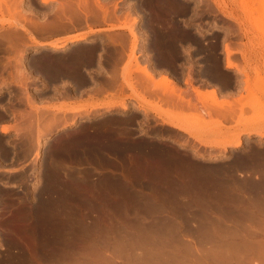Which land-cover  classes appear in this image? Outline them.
Here are the masks:
<instances>
[{"label":"flooded vegetation","instance_id":"obj_1","mask_svg":"<svg viewBox=\"0 0 264 264\" xmlns=\"http://www.w3.org/2000/svg\"><path fill=\"white\" fill-rule=\"evenodd\" d=\"M89 1L92 4L95 3L94 0H88V2ZM98 1L103 2V6H107L106 8L109 7V10H112L115 6L123 9L117 10L116 7L114 8L118 11L117 13H122L123 16H125V13L127 12V18H125L127 21L128 18H134V32H93L88 35L86 40L80 41V44L78 45L85 48L86 51L80 59V66L74 80L71 81L73 83L71 86L67 83L68 80L66 75H51L48 70L46 71V69L41 65L38 64V66H36L37 64H30L29 69L32 72V76H44L46 79H44L40 86H37L38 89L35 90V93L41 95V97L37 96V98L42 102L46 100H57L54 98H62L68 94L77 99H84L88 95L100 97L108 92L121 93L124 98V103L121 102L119 106L110 107V109L106 107L90 113L89 118L85 119L90 121V127L85 128V125H82L79 129L81 141H85L86 139V142L91 141L90 148L93 151V155L91 157L92 163L90 165H75L77 168H86L83 171L87 174H91L83 178H80L79 174L77 176V180L82 181L84 179V181L89 183L128 184V193L136 196L138 195L139 199H142V201L154 198L153 202L157 205L155 206L159 208L162 202L159 197H157L156 192L153 197L151 196L150 184L160 177L140 176L139 173L142 168L144 171L146 170V157L148 158V156H150L155 160L157 158H163V149H167L166 147L168 146L176 145L179 141L181 142L182 140H177V137H184L187 132L182 129L180 130L167 122L161 121L160 115L152 110H149L144 104L135 98L133 94H140L145 98H149L150 100L157 102L161 106L165 102L176 105L178 103H190L194 106L196 102L195 94L197 90L213 91L218 98L230 99L238 93L242 86V77L237 75L240 71L237 69L234 70L233 67H228L227 65L230 50L234 57L239 59L241 58L239 50L237 49V44L240 42V33L235 30L236 26L234 25V21L229 19L222 12H216L205 5L202 7H195L192 4L195 0H189L190 3L186 0H176L179 4L173 5L174 14L172 18L173 27L171 32L164 30L160 22L163 19L150 21L148 18L146 19V17L143 16L144 12H146L145 7L148 5V0H142L144 4L141 0ZM90 3L89 5L91 6ZM94 5L93 7H95ZM132 9L136 11H133ZM137 12L139 15H137ZM131 15H133V17ZM134 15L136 16L134 17ZM101 16L82 17V15H80V17L78 16L79 18L77 17L76 19V24L78 26H84L88 25L90 22H105L104 19L106 18ZM197 23L203 24V32L195 31L197 28L194 24ZM133 38L138 40L134 52L138 59V67H133L130 73V78L125 80L121 76L122 61L124 59V55L127 54L129 49V41L130 39L132 41ZM164 40H171V42H165ZM164 45H169L170 47L164 48ZM230 61L234 62L231 59ZM31 66L34 67L32 68ZM145 71L150 72L153 78L166 76L169 79L167 84L170 89L163 90L162 88H166L167 84L164 87L160 81L159 83L162 88L160 86L153 85L152 82L147 79L148 76ZM53 76H55V78ZM40 101H34V103H39ZM5 102H8L7 98L0 102V113L7 119L14 120L17 115L16 112L20 110L23 111V107L18 106L17 99L10 101L8 104H5ZM122 104L125 105L123 109H121ZM13 110H15V112ZM0 149H3L1 144ZM0 152L1 162L4 158L6 159L4 160L5 163L19 161L16 159L18 154L15 153L12 146H8L5 151L3 150L5 154L1 150ZM75 152H77L76 157L81 160L82 151ZM243 152L238 155L243 154ZM189 153L191 155L192 152L189 150ZM45 157L46 155L41 153L37 155L36 165L38 164L39 167L42 164V166H40L41 169L43 165L46 164L44 160ZM182 157H186V155L181 153L177 157L167 156L164 163H167L172 167L179 168L201 164L193 161H180L179 159H182ZM129 158H132V160ZM150 163L151 166H149V171L154 172L152 167L155 166H153L152 163L156 164V162L152 161ZM234 163V161H230L229 164L233 165ZM123 172L130 175L123 176ZM39 173L42 174V170H40ZM39 177V182L35 180L34 175L33 177L28 178L29 181H27V183L29 186L27 188H24V186L21 185L15 186L13 191L14 193L11 195L0 193V205L4 199H15V201H19V196L24 194L26 190H30L33 183L37 182L42 184V182H44V177ZM218 177L219 176H215L214 178L225 181L243 179L238 176H226L224 178ZM169 178L177 179V177L174 176ZM1 181L0 190L2 187H5L2 185ZM19 181L17 180L16 183H20ZM258 184L259 183L257 182L255 186L256 192L258 193V190L264 191V187H260ZM133 190H135V192ZM259 194L262 195L261 193ZM259 194L257 195L259 196ZM71 196H73L77 201L76 209L80 208L81 212L84 214L96 216L101 213H112V209L109 210L107 208H101V200L98 197L99 192H77ZM147 197L148 199H146ZM180 200L183 201L186 200V198H181ZM143 205L144 204H142L143 208L140 207V210L138 207V213H140L139 215H141L144 210L145 213L148 211ZM182 206L184 207L182 208ZM178 208L180 210H178ZM154 210H156L157 213L165 210L161 213V215L159 213V215L157 213L154 214H157L156 216H158L159 219L161 218L160 220L165 221L169 219L173 224L175 223L174 227L176 225L175 228L179 231L181 230V238L191 241L188 246H197L192 236L194 228L197 227L196 225L198 224L195 221L196 217H194L193 207L186 209V206L183 204L178 206L177 204H167L163 207V209L160 207V211H157L158 209ZM187 210L189 211L188 213L186 212ZM175 211L178 212L176 213ZM239 211L240 210L237 209L222 208V219L225 222L224 227L227 230L233 231L236 227L235 231H240V233H242L239 229L242 226L238 224L241 226L238 227V230V225L235 226L239 221L237 217L242 215L241 211ZM184 212L185 214L187 213V216ZM255 212L256 213L253 212L254 215L259 214L256 210ZM173 213L176 214V217H173ZM179 213L184 216L182 218L184 220L180 218L184 224L181 223V220L178 218V215H180ZM227 217L228 220L226 219ZM1 218L2 215L0 207V224ZM148 219L149 218H147V220ZM86 220L85 222L87 223L94 222L93 220L90 222V219L88 218H86ZM178 220H180L179 224L176 223ZM189 221L191 224H189ZM177 225L180 227L178 228ZM249 231L252 236L257 239L264 238V225H249L248 232ZM201 246L199 245L198 247L204 250L203 248H208L209 245L205 244ZM202 254L204 255V251H202ZM203 255L201 257H203L204 260L203 258L200 259L203 262H199V264H219L210 257ZM188 259H191V261L189 260L190 262L193 261L192 256Z\"/></svg>","mask_w":264,"mask_h":264},{"label":"rangeland","instance_id":"obj_2","mask_svg":"<svg viewBox=\"0 0 264 264\" xmlns=\"http://www.w3.org/2000/svg\"><path fill=\"white\" fill-rule=\"evenodd\" d=\"M49 1H51V0L46 1L47 3L41 2L40 0H20V5H21L20 8H21L22 12H25L23 14L25 15L26 18L25 19L22 18L23 19L22 20L20 17L21 20L20 19H18V20L20 21L19 23H21L25 26L26 30L21 29V27H19L18 22L16 23L13 20L14 21V23H13V21H12L13 18L11 16V13H12L11 10H9V12H7V11H4L2 13L0 12V41H1L0 42V76L4 77V80H5V82L0 81V84H2V85H0V102L4 101L7 98L8 102H5V104H8L10 101L17 99L18 100V106H20V107L22 106L23 111H25L26 113L27 112L29 113V111H30V113H29L30 116H31V114L33 116H36V114L40 115L42 117L41 122H43L44 118H47L49 116L50 117L54 116L55 114L57 116L64 114L65 115V117L63 115L64 118H66V115L68 118L71 117L73 112L75 115V121L77 123L75 122V123L66 124L64 126H61L58 129L52 130L50 132V135L40 137V140L42 143L39 144L38 154L41 153L44 155L47 154V152H48L47 150H48L49 144L52 145L57 136H63V135L66 136L67 134L69 135L73 132V129L78 131L82 127V125H85V128L90 127L89 126L90 121L85 120V119L89 118L90 113L97 111L98 109H103L106 107L110 108V107H114V106H119V104L121 102L124 103L123 95L121 93H117V92H108L105 95H101L100 97L88 95L84 99H77V98L73 97L72 95H66L65 97H62V98H59V97L54 98L57 100H46V101L42 102V101H40V99L37 98V96L41 97V95L35 93V90L38 89L37 86H40V84L43 83V81L45 79L44 76L34 77L31 75L32 72L29 70V72H27V77H28V78H26L27 81H25L26 89H24L23 85L13 81L11 79L10 75L11 74L14 75L16 73V70L21 68V67L23 68L24 65H26V67L29 68L31 61H29L28 59H29L30 54H32V53H37V54L41 55L40 52L45 51L46 53H48L50 55L52 54L55 56H56V53H58V54H62L63 52L69 53L73 49L78 48L79 42L82 41L83 39L86 40L88 35H90L93 32H123V31H127L128 29L117 26V25H122L124 22L132 23V25H133L132 28H133V30H135L134 29V22H133L134 20L131 18H128V21H127L126 19H122V18H119L120 20H118V19H114V18H111V19L108 18L107 19L105 17L106 18V19H104L105 22H102V21L90 22V23H88V25H84V26H78L76 24V20L75 21L73 20V21H71V23L74 25L73 26L71 24L73 26V28L70 25L68 27H65L64 30L62 31L63 26H59L61 30H59L58 27H57L58 30L55 28V34H54V30L50 29L52 31V33H51V31L49 30V27H45V24H46L45 21L48 22V20L53 19L54 14L57 12V5L53 0H52V2H49ZM186 1H189V0H186ZM117 3H119V2H117ZM188 3H190V1ZM192 4L195 7H202L204 5L208 6L216 12H222L225 16H227L229 19L234 21V25L236 26L235 30L240 33V42L237 44V49L239 50L241 58L239 59V58L234 57L231 53V50H230L229 59L233 60L242 69V71H240L237 74V75H240L242 77V86L239 89L238 93L236 95L232 96L230 99H226V98H218L215 95V93L213 92V94H214L213 99L208 96V97L201 99L202 101H204V102H201V100H200L201 95L198 94L199 90H197L196 94H195L196 107L192 106L190 103L189 104L178 103L176 105V104H170V103H166V102L161 106L157 102H154V101L150 100L149 98H145L144 96H142L140 94L135 93V94H133V96L135 98H137L142 104H144L149 110H152L153 112L160 115V117H161L160 120L164 121V122L166 121L165 119L168 117V114L178 115V117H182V120H185L186 118L187 119L191 118L194 121L197 119L196 118V116H197L199 120L197 119L198 122L197 121L195 122L196 125L193 124V126H195V127H192L191 131H193V132L194 131L204 132L206 134L205 137L208 139L220 138L221 137L220 135H222V134L232 135V134L238 133V136L240 137L242 143L240 145H237V146H232L230 144H226L224 150L223 149L221 150L219 145H214V144L200 145L201 144L200 142H198L197 140L188 136V134L186 133L184 137L183 136L177 137V140H182L181 142L179 141L176 145L168 146V147H166L167 149H163V151H162L164 153L165 157H167V156L177 157L179 154H181V153L184 154L187 152L188 153L187 155L189 156L190 161H193L195 163H201L204 165H213L215 162H219L222 160H223V162H225L224 160L230 161L234 155L240 154L241 152H243L245 150V148L248 147L247 143L256 144V142H257V144L264 147V136H259L255 133H249V134L245 133L243 131L242 122L239 123L244 118L245 119H247L249 117L253 118V116H255V118L261 120V122L264 124V87H262L264 85L262 84L263 82L258 81L259 78L263 79V81H264V20L258 21L256 19H254V17H257L258 15H260V13L262 11L261 8L263 7V1L262 0H260V1L259 0H195V2ZM116 9L119 10L121 8L116 7ZM121 10H123V9H121ZM72 16H73L72 18L75 17L77 19V17L79 15H72ZM88 16H92V15L90 14ZM131 16H133V15H131ZM29 19L31 21H33V20L35 21L37 19L38 20L37 24L43 23L44 26L41 27L42 29L39 28L41 25L39 27L37 26L38 29H36V26L29 24V22H30ZM123 20H126V21H123ZM73 22H75V23H73ZM169 22H171V23H169ZM161 25L163 26L164 30H166L167 32H170L172 30V27H173L172 18H169L167 16L164 17V19L161 21ZM169 25H170V27H169ZM194 25L197 28V30H195V31L203 32V29H202L203 24L202 23H197ZM33 27H35V28H33ZM66 28H68V30ZM6 31H8L9 36L13 35V33H12V31H13L15 33V35H17V38H15L16 40L19 39L18 35L19 36L22 35V36H20V39H21V42L24 43V44L21 43V46L24 47V50H23L24 53H22V57H21L20 62H14L12 58L9 59V60H11V61H8L9 63L6 62L7 61V59H5V58H7L6 56L9 57L10 54H11L10 56L14 55V51H12V48L11 49L8 48L9 45H8V43H6L7 42L6 38L1 37L3 34H6ZM25 31L30 32L31 38H33V40L35 39V40L40 41V42L51 40V39L59 40V39H62L64 37H67L69 35H78V34L84 35L85 38L83 37L80 40L72 41V42L68 41V43L66 45L59 47V48H52V47L50 48L48 45L43 46V44L40 45V44L33 43L32 39L30 37H28V34ZM10 33H12V34H10ZM13 37H16V36H12L11 38L13 39ZM3 39H5V40H3ZM164 41L165 42H171V40H164ZM18 42H19V40H18ZM135 42H136V44H134V48H132L133 49L132 53L135 56V59L134 58L131 59V56H130V54H131V43H132L131 39H130L129 49L127 51V54L124 55V59L122 61L121 76L125 80H128L130 78V73L132 71V68L138 67V64H135V63H138V59L134 53L135 48H136L137 43H138V40L136 38H135ZM169 47H170L169 45H164V48H169ZM122 58H123V56H122ZM11 64L14 66L12 67ZM15 67H17V68H15ZM141 68H143V67H141ZM124 69H126V70H124ZM234 70H236V68H234ZM8 72H10V74ZM160 79L161 78L158 77V78H152V80L151 79H148V80H150L153 85L160 86L162 88V86L159 83ZM245 79H247V80H245ZM162 89L168 90V89H170V87L167 84V87L162 88ZM24 90H26V92L28 93L31 101L33 100V102L34 101H40V102L39 103H33L34 105L31 104L32 105V108H31V105H29L30 103H28L29 101L26 98V93ZM199 92H200V94L203 93V95H207V93L209 95L211 93L210 91H199ZM138 97H140V98H138ZM206 98H207V100H204ZM210 98L213 100L212 102L210 101ZM207 103H208V105H207ZM34 106L36 107L35 109H33ZM60 106L65 108V109H61ZM57 108H60V109L58 110ZM69 108H74L75 110L76 109L77 110L75 111L73 109L74 110L73 111L70 109V111H69ZM36 109H37V111H35ZM39 111L40 112L43 111L41 113L42 115L40 114ZM56 111H57V113H56ZM217 111H219L221 113H218ZM167 112H168V114H167ZM28 113H27V115H29ZM216 113H218L219 115ZM166 114H167V116H166ZM43 115H44V117H43ZM46 115H48V116L45 117ZM17 116L18 115L15 116L16 117V118H14L15 120L7 119L4 115H2L0 113V129H1L2 125L10 126V128H11L10 130L5 131L3 133L0 131V142H2L3 145H5V146L2 145V147L4 148L3 150H6L8 148V146H12L15 153L18 154L16 159L19 160V161H11L10 163H5L4 160H6V159L4 158L2 160V162H0V181L3 180L4 182H6V184L10 181L9 182L10 185H11L12 180H13V182L16 180L19 181V179L21 178L20 180L22 181V182L20 181V183L14 182L15 185L13 187H11L9 185H6L7 188H6V186L2 187L0 190V193L7 194V195L13 194L15 186H17V185H21V186H24V188H27L29 186V184L27 183V181H29L28 178L33 177V174H32L33 170H34V168H36L38 166V164L36 165L37 156L35 157V155H34L35 154V148H36V144H35L36 142L34 140V139H36L35 131H34V129L32 130L34 133V134H32V135H34L33 137L31 135V132H32L31 130H30V135H26L28 137H25L24 134L22 135V133L17 134L14 131V129H12V126L14 125L15 121H18V119H19L18 118L19 116L18 117ZM33 116H31V119L33 118ZM25 117H26V115H25ZM193 118H196V119H193ZM194 121H192V122L194 123ZM81 122H83V123H81ZM31 126L34 128L33 124ZM197 129L198 130L200 129L201 131L200 130L198 131ZM212 132H214V133H212ZM213 134L214 135L216 134L218 136L215 137L216 135L214 136ZM28 138H29V140H28ZM6 141H8V142H6ZM20 142H23L24 144L20 143ZM25 142L28 146L25 145ZM182 142H184V143H182ZM180 143H182V145ZM29 144H31V145H29ZM90 144L91 143L88 142V143H84L81 146H79V148L81 147V149L84 147L83 148L84 150H81L82 151L81 152V155H82L81 160L76 157L77 152H75L76 150H73L72 146H68V147L64 148L63 150H61L62 152L61 151H56V152L54 151L52 153L51 158H52V161L54 163H56V165H59L58 170H60V171H57V172L60 174V176L57 172H56V174H57L58 178L60 180H62V182L64 181V183L66 185L68 184L67 187L72 188L73 191H75V193H77V192L92 193V192H103V191L112 192L113 189L110 186H109V189L104 188L105 184L107 185V183H89L86 181L77 180V178H78L77 176L79 174L81 177L82 176L87 177V176L91 175V174H87L83 171L86 168L75 167V165H77V164H79V165L80 164L90 165L92 163L91 157L93 155V151L90 148ZM184 144H186V145H184ZM19 145H20V147H19ZM25 147H26V149H25ZM40 147L42 148V151H41ZM193 147H196L198 152L203 153V155H205V156H203L202 159H198L197 157L199 155L196 153L195 154L196 156L194 155L195 157H192L189 153V150H191V148L193 149ZM68 148H70V149H68ZM211 152H213V154H210ZM216 152H218V153H216ZM206 153H208V154H206ZM206 156L208 158H206ZM212 158L214 159L213 161H212ZM129 159L132 160V158H129ZM261 159L264 160V157H261ZM56 161H58V163ZM150 164H151L150 162L149 163L146 162V168H145L146 171H144L142 168V170L139 173L140 176H146V177H150V176L158 177L159 175H160L159 177H171V176L177 177L178 176L177 178H179V179L189 176V172L186 169L179 168V167H172L171 165H169L167 163L161 164V166H160V164L157 162H156V164H152V165H155V167H152V169H154V172L151 173V172H149V170H150L149 166H151ZM63 165L65 166L64 168H63ZM60 166H62V167H60ZM258 167L261 170L255 169L254 171H252V173L253 174L255 173L256 175H258L257 172H255V171L259 170V172H260V175H258V177H259L262 174L261 173L262 170H264V163H262V165H259ZM155 168H157V169L155 170ZM235 170H236V172H235ZM238 170L239 171L241 170L244 174H246V170L243 167L242 168L238 167L235 169L232 168V169H230V171L229 170L226 171L225 174L227 176H236L237 177L238 176L237 175ZM146 174H148V175H146ZM122 175L128 176L130 174L123 172ZM17 177H19V178L17 179ZM238 177H241V176H238ZM260 178L261 177H259L258 179L257 178L253 179L254 180V181H252L253 183H250L248 181V179L243 178L242 180L245 179L244 181H248L251 185H249V183H245V184L243 183V185H242L243 187H241L242 190H241V188L237 189L236 194L233 198H226V199L222 200V207L223 208H227V209H230V208L237 209L238 208L237 210H240L241 213L243 212L242 215L243 216L245 215L244 218L242 215L240 217H237L239 219V221H242L241 223H243L245 221L248 222L249 219L246 216V214H248L250 211L253 213V210H249L250 208H248L249 206H248L247 200L249 198H251L250 196H252L254 198V194L257 193L256 189H255V186H256L255 182H258L259 185H261V186L264 185V179L261 178V180H260ZM35 180H36V178H35ZM3 181H1V183H3ZM36 185L39 187V183H36ZM75 185L77 187H75ZM150 185H153V182ZM246 185H248V187H250L251 189L248 188ZM139 186H141V185H139ZM76 189H77V191H76ZM113 191L123 192V190H121L117 187H115V189ZM154 193H155V189L150 188V194L152 197L154 196ZM259 193H264V191L261 190L257 194H259ZM27 194L28 193L25 194V192H24V194L20 195L19 200L22 199L20 201H15V199H4L0 205L1 215H2L1 224H0V226H1L0 237H1V241L4 243V246H5L6 238L12 237V235L10 234L12 228H15V226L18 227L19 225H23L22 223L25 224L26 219L24 220L23 214H25L26 212H29L31 210V208L30 209L28 208V207H30L28 205H30L31 202L28 200L29 194L28 195ZM35 194L37 195L36 192H35ZM249 194H252V195H249ZM257 194L255 195V198L256 197L257 198L258 197H264V194H263V196L262 195L258 196ZM244 195L246 196V198ZM239 196H240V200H239ZM70 198H67V200H66L67 205L69 204V206H66L67 208H65L62 204H60L59 201L55 200L54 203L50 206V209L53 210V211L50 210V213L55 215V216L60 217L61 212L64 211V208H65L67 211L66 214H68V212L71 211L67 216H69L70 218L73 217L74 220L76 217L80 218V220L83 219L82 222L84 223L85 227L96 226V228H97V226H98V228H102V229L106 228V229L110 230V228H107L110 226L111 229L114 230L115 226H117V224H118L117 220L120 219L119 223L122 222V224L128 225L129 222L131 223L129 216L131 214H134L135 211H137L136 208H133V206L130 207L128 205V206L123 207L127 211H124V209H122L119 211L115 210L114 212L109 213L108 215L101 213V214L96 215V216H90L88 214L82 213L80 208L76 209L77 201L74 199L73 196H70ZM236 198H238V199H236ZM241 198H243V201L241 200ZM68 199H69V203H68ZM37 200H38V198L35 197L34 198V204H36V203L38 204ZM240 201H242V202H240ZM243 202H245V203H243ZM23 204H25L26 207H25V205H24V207H22ZM229 204H232V207ZM239 205L244 206V209L242 210L243 207L241 208V206H239ZM163 206H166V205H163ZM245 206L246 207L248 206V207L246 208ZM57 207H58L59 211L56 210ZM60 207H62L63 209ZM134 209H135V211L133 212ZM38 210L34 211V208H33L35 215L39 214ZM178 210H180V209L178 208ZM19 212H21L22 214ZM72 212L74 213V215ZM124 212L127 214L125 215ZM34 213L33 212L31 213L30 218L32 220L30 221L29 224L30 225L32 224V226H35V228H37L38 226H39L38 228H40V226L42 225V222H40V220L35 221L34 215H33ZM113 213L115 214L114 217L112 215ZM116 213H119V214H116ZM122 213L124 214V216ZM148 216L149 215H147V217ZM150 216H149V218H151ZM10 217H12V218H10ZM154 217L155 216H152V218H154ZM183 217L184 216H182V215L181 216L178 215L179 219L183 218ZM262 217H264V216H262ZM13 218H15V219H13ZM17 218H19V219H17ZM86 218H88L90 220L94 219L93 221L94 222L96 221V222L90 223L91 226H89V225L86 226V223H85ZM125 218H127V219L125 220ZM157 218H158V216H157ZM220 218L222 220V216H220ZM226 219L228 220V217ZM126 221H128L127 224H125ZM222 221H224V220H222ZM204 222L209 223V222H207V220H205ZM10 223L12 225H10ZM16 223H17V225H16ZM222 223L224 224L225 222H222ZM251 223L253 225H255V224L264 225V218H261V222L259 220V222L255 223V221L253 220L252 222L247 224V226L243 225L244 227L243 226L241 227L242 229L244 228V230H241L242 233H240V231H237L241 234L239 239H240V242L242 243V245L253 242V240L254 241L255 240L260 241V239H257L254 236L252 237L250 232H248L247 227H248V225H252ZM259 223H261V224H259ZM112 226H113V228H112ZM10 228H11V230L9 232ZM117 229H118V227H117ZM3 236H4V241L2 239ZM76 239H78V237ZM262 239H261V241H264V238H262ZM248 241H250V242H248ZM80 244H81V242H80ZM262 244H264V243H262ZM257 245H254V246H257ZM247 246L252 247L251 245L250 246L247 245ZM195 247H197V246H195ZM223 247L222 248L216 247V248H214V250L212 247H210L211 251H210V248L208 247L209 251L207 250V252H213V251L217 252L220 249L225 250L224 248H226L227 246L224 248ZM239 247H240V245H239ZM4 248L5 247H2V248L0 247V256L2 254H4L5 249H6V248L5 249ZM218 248H220V249H218ZM197 249H198V247H197ZM199 249H201V248H199ZM203 249H204V255L206 256L207 254H210L207 256L210 257L211 259H213L212 257L214 255V253L211 255V253H206L207 248H203ZM223 250H222V252L221 251L220 252L224 253ZM245 251H248V250H245ZM248 252H250L249 254L253 255V253H251V251H248ZM248 252L243 253V256L245 258L251 257V255L246 254ZM193 253H195V255H196L195 251ZM238 253L240 254L241 252H238ZM195 255L193 254L194 257H195ZM201 255H202V253H201ZM236 255H237V253L235 255H233V254L230 255V257L232 258V256H233L235 258ZM224 257H220V255L217 257L214 255L215 259H213V260L216 261L218 259V260H220L219 264H226L225 263L226 260ZM256 257H257L256 254H254L251 257V259L257 260ZM239 259H238V257H236V260H239ZM232 260H235V259L232 258ZM217 262H219V261H217Z\"/></svg>","mask_w":264,"mask_h":264},{"label":"bare ground","instance_id":"obj_3","mask_svg":"<svg viewBox=\"0 0 264 264\" xmlns=\"http://www.w3.org/2000/svg\"><path fill=\"white\" fill-rule=\"evenodd\" d=\"M41 2H46L48 0H40ZM56 5H57V12L54 14V17L52 20H48V22H46L45 20V27H49V30L50 29H53L54 30V34H55V28L57 29V27L60 29L59 26H63L62 28V31L64 30L65 27H68L70 26L72 23L71 21H75L76 18H72L73 16L72 15H82V17H87L88 15H92V17H108L109 19L111 18H114V19H118L120 20L119 18H127L126 16V13H125V16L119 13H117L118 11L116 9H112V10H109V7L106 8L103 6V2H99L98 0H94L96 5L90 3V1L88 2V0H53ZM93 1V2H94ZM142 1V0H141ZM144 1H147V0H144ZM260 1V0H259ZM263 1V7L261 8L262 11L260 13V15H258L257 17H254V19L258 20V21H261V20H264V0ZM49 2H52L49 1ZM92 2V1H91ZM140 2V1H139ZM47 3V2H46ZM89 3L91 4V6L89 5ZM103 3V4H102ZM143 3V1H142ZM148 5L147 7H145V10L146 12H144L143 16L146 17V19L148 18L150 21H157V20H161V19H164V17H169V18H173V14H174V7L173 5L175 4H179L178 2H176V0H148L147 1ZM144 4V3H143ZM146 4V3H145ZM248 4V3H247ZM93 5L95 7H93ZM20 0H0V12H4V11H7L9 12V10H11V16H12V21L14 20L16 23L20 22L18 19H21L22 18H26L25 15L23 13L25 12H22L21 8H20ZM249 8V7H248ZM111 9V8H110ZM133 10V9H132ZM133 11H136V10H133ZM144 11V10H143ZM135 13V12H134ZM142 13V11H141ZM140 13V15H141ZM129 15H130V11H129ZM137 15H139V13L137 12ZM136 15H134L135 17ZM78 17V18H79ZM133 17V16H132ZM107 18V19H108ZM20 19V20H21ZM134 19V18H133ZM166 19V18H165ZM23 20V19H22ZM135 20V19H134ZM13 21V23H14ZM29 24L33 25V26H36V29L37 26L39 27L40 25V29H42L41 27L44 26L43 23H39L37 24V19L34 21H31L29 19ZM117 21V20H116ZM123 21H126V20H123ZM42 22V21H41ZM161 22V21H160ZM75 23V22H73ZM121 23V22H120ZM171 23V22H169ZM263 23V22H262ZM11 25V24H10ZM73 25V24H72ZM71 25V26H72ZM74 26V25H73ZM72 26V28H73ZM114 26V25H113ZM118 27H122V28H126L128 29L127 31L133 33L134 30H133V25L132 23H127V22H124L122 25H117ZM19 27H21V29L23 30H26L25 26L21 23H19ZM168 27V26H167ZM170 27V25H169ZM168 27V28H169ZM35 28V27H33ZM71 28V27H70ZM20 29V30H21ZM32 29V28H31ZM39 29V30H40ZM48 29V28H47ZM68 30V28H66ZM262 29V28H261ZM12 30V29H11ZM19 30V29H18ZM58 30V29H57ZM56 30V31H57ZM9 31V30H8ZM8 31H6V34H3L1 37H4L6 38L8 45L9 47L8 48H12V51H14V55L13 56H6L7 58V61H11L9 60L10 58L13 59L14 62H20L21 61V57H22V53L23 50H24V47L21 46V39H20V36L22 35H18V38L19 39H15L17 38V35H15V33L12 31L13 35H10L9 36V33ZM37 31V30H36ZM41 31V30H40ZM51 31V30H50ZM66 31V30H65ZM155 31V30H154ZM166 31V30H165ZM172 31V30H171ZM170 31V32H171ZM20 32V31H19ZM27 34H28V37L31 38V35H30V32L28 31H25ZM48 32V31H47ZM261 32V31H260ZM10 33V34H12ZM52 33V31H51ZM17 34V33H16ZM12 36H16V37H13V39L11 38ZM85 38L84 35L82 34H78V35H69L67 37H64L62 39H51V40H47V41H37V40H33V43H36V44H43L44 45H48L50 48H59V47H62L64 45H66L68 43V41H77V40H80L82 38ZM2 40V39H1ZM5 40V39H3ZM19 40V42H18ZM84 40V39H83ZM23 41V40H22ZM1 42V41H0ZM131 59L134 58L135 59V56L133 55L132 51L134 48V44H136L135 42V38H133V40L131 41ZM24 44V43H22ZM80 44V43H79ZM7 45V44H6ZM5 45V46H6ZM27 46V45H26ZM66 47V46H65ZM7 49V48H6ZM62 49V48H61ZM85 48H82L79 47L78 48H75L73 49L72 51H70L69 53H62V54H58L56 53V56L55 55H50L48 53H46L45 51H42L40 52L41 55L37 54V53H32L30 54L29 56V61H31V64H37L36 66L41 65L43 68L46 69V71L48 70V72L51 74V75H54V74H64L66 75V78L68 80V85H73V83L71 82L72 80H74L76 74H77V71H78V68L80 66V59L81 57L85 54ZM59 52V51H58ZM52 53V52H51ZM55 54V53H54ZM58 54V55H57ZM28 62V61H27ZM26 62V63H27ZM9 63V62H8ZM22 63V62H21ZM15 64V63H14ZM24 64V63H23ZM22 64V65H23ZM129 64V63H128ZM135 64H138V63H135ZM12 65V64H11ZM16 65V64H15ZM28 65V64H27ZM127 65V64H126ZM227 65L228 67H233V68H236L238 71H242V69L236 65L234 62H231L230 59H227ZM14 65H12L13 67ZM5 67V66H4ZM30 67V65H29ZM32 67V66H31ZM34 67V66H33ZM32 67V68H33ZM17 68V67H15ZM14 68V69H15ZM37 69V68H36ZM29 68L26 67V65H24V67L22 68H19L16 70V73L13 75L11 74V79L19 84H22L23 85V88L26 89V85H25V81L27 77V72H29ZM44 70V69H43ZM244 70V69H243ZM39 72V71H38ZM10 74V72H8ZM44 73V71H43ZM42 73V74H43ZM145 73L147 74L148 76V79H151L152 80V76H151V73L150 72H147L145 71ZM38 74V73H37ZM40 74V73H39ZM3 75V74H2ZM55 78V76H53ZM7 78V77H6ZM59 78V77H58ZM0 81L1 82H5L4 80V77L0 76ZM51 79V78H50ZM46 80V79H45ZM55 80V79H53ZM247 80V79H245ZM260 82H263L262 84L264 85V81L263 79L259 78ZM160 82L162 84V86H166V84L169 82V79L166 77V76H163L161 77L160 79ZM45 84V83H44ZM260 84V83H259ZM2 85V84H0ZM264 87V86H262ZM261 87V88H262ZM25 93H26V98L28 103H30L29 105L33 104V100L31 101V99L29 98V95L28 93L26 92V90H24ZM23 91V92H24ZM199 95H201L200 97V100L205 98V97H211L212 99L214 98V94H213V91L208 95H203L200 94V92H198ZM69 95V94H68ZM34 98V97H33ZM198 98V97H197ZM210 98V101L212 102L213 100ZM209 99V98H208ZM204 100H207L204 99ZM18 101V100H17ZM201 102H204L201 100ZM199 103V102H198ZM214 103V102H213ZM34 105V104H33ZM109 105V104H108ZM202 105V104H201ZM208 105V103H207ZM54 106V105H53ZM52 107V106H51ZM55 107V106H54ZM115 107V106H114ZM125 107L124 104L121 105V109H123ZM194 107H196V104L194 105ZM199 107V106H198ZM31 108H32V105H31ZM36 107L34 106L33 109H35ZM61 109H65L63 107L60 106ZM60 108H57L58 110ZM68 108V107H67ZM73 110L74 108H69V111ZM110 109V108H109ZM218 109V108H217ZM17 110H20V109H17ZM45 110V109H44ZM75 110V109H74ZM73 110V111H74ZM77 110V109H76ZM75 110V111H76ZM219 110V109H218ZM15 112V110H13ZM37 111V109L35 110ZM61 111V110H60ZM224 111V110H223ZM34 112V111H33ZM40 112V111H39ZM43 112V111H42ZM40 112V114L42 113ZM199 112V111H198ZM202 112V111H201ZM218 113H221L219 111H217ZM28 113V112H27ZM27 113L25 111H18L16 112V114L19 116H17L19 119L18 121H15L14 125L12 126V129H14V131L17 133V134H21L22 135L24 134L25 137H28L26 135H30V130L32 131L34 129L35 131V137L36 139L35 140V144H36V148H35V157L37 156L38 154V148H39V144L42 143L41 140H40V137L42 136H47V135H50V132L54 129H58L60 128L61 126H64L66 124H70V123H75V115H74V112L73 114L71 115V117H67L66 115V118L65 115L63 117V115H60V116H57L56 114L54 116H49L47 117L48 115H46L45 117L47 118H44L43 119V122H41L42 120V117L38 114H36V116H33L31 114V116H33V118L31 119V116H30V111H29V115H27ZM50 113V112H49ZM53 113V112H52ZM51 113V114H52ZM57 113V111H56ZM60 113V112H59ZM200 113V112H199ZM216 113V114H218ZM86 114V113H85ZM168 114V112H167ZM166 114V116H167ZM225 114V113H224ZM26 115V117H25ZM42 115V114H41ZM45 115V114H44ZM43 115V117H44ZM219 115V114H218ZM223 115V114H222ZM28 116V117H27ZM30 116V117H29ZM219 117V116H218ZM16 118V117H15ZM26 118V119H25ZM68 118V119H67ZM196 118L198 119V117L196 116ZM196 118H193V119H196ZM223 118V117H222ZM28 119V120H27ZM191 118L189 119H185V120H182V117H178V115H173V114H168V117L165 119L167 123L179 128V129H182L184 131H186L188 133V135L190 137H192L193 139L197 140L198 142H200L201 144L200 145H208V144H214V145H219V147L221 148V150L225 148V145L226 144H230L232 146H237V145H240L242 143L240 137L238 136V133L236 134H232V135H220L221 137L220 138H211V139H208L205 137V133L204 132H196V131H191L192 130V127H195L193 126V124H195V122L198 120L196 119L195 121L194 120H190ZM15 120V119H14ZM27 120V121H26ZM194 121V123L192 122ZM242 122V126H243V131L247 134L249 133H255L259 136H264V124L261 122V120L255 118V116L252 117H249L247 119H243L241 120L239 123ZM77 123V122H76ZM34 125V128L31 126V125ZM74 125V124H73ZM196 125V124H195ZM77 126V125H76ZM32 127V128H31ZM64 128V127H63ZM198 128V127H197ZM10 126H4L2 125L1 126V129L0 131L3 133L5 131H8L10 130ZM194 129V128H193ZM195 130V129H194ZM198 130V129H197ZM200 130V129H199ZM198 130V131H199ZM79 131V130H78ZM74 130L73 129V132L71 134H65L66 136H58L56 137L54 143L51 145L49 144L48 146V152L45 157V162L46 164L43 165L42 169L40 166H42V164L36 168H34L33 170V175L36 179V181L39 182V176L41 177H44V182H42V184H39V187L36 185L37 182L33 183L32 184V187H30L31 189L30 190H26L25 191V194L28 193V200L31 202L30 207H28L29 209L31 208V210L29 212H24L25 214H23V218L25 220V224L23 225H19L18 227L15 226V228H11L9 229V232L11 230V235L12 237H8L6 238L5 240V246H4V243L1 241V237H0V247H5V252L4 254H2L0 256V264H199V262H203L201 261L200 259H202L203 257H200L202 256L201 253L202 251V248L199 249V245L197 247H195L194 245H191V246H188L189 243L187 244L185 242V244H182L183 242H181V240L179 241L181 244H176L175 241H176V238L174 240V236H171L172 237V240L174 242H169L168 244L165 242L167 240H170V239H167L166 237L163 236V232L161 230H166L164 227V225L168 222L169 223V226H172L173 223L172 221H170L169 219L168 220H160L159 217L157 218V212L154 211V209H158L157 211H160L159 208L162 207L163 209V206L160 205V207H156L157 205L153 202V199L151 200H144L142 201L141 203L144 204V208H147L146 210V213L144 212L145 210L144 209H141V210H144L141 215H139L140 213H138V208H136L137 211H135V209L133 210L134 214L129 218L131 220V223L129 222V226L128 225H124L121 223H119V220L118 221V224L117 226H115V229H111V227H107V228H110L109 229H106V228H96V226H92V227H88L87 225L91 226L90 223H86V226L84 225V223L82 222V220H80V218H75V220L73 219V217H69L67 216L71 211L68 212V214H66V210L64 209V211L61 212V216L58 217V216H55L53 214L50 213V206L54 203L55 200L59 201L60 204H62L65 208H67L66 206H69V204L67 205V198H70L71 195H73L75 193V191H73L72 188H68V184L66 185L64 183V181L62 182V180H60L56 174L57 171H60L58 170L59 168V165H56V163H54L52 161V153L55 151H61V149H64L68 146H72L73 147V150H76V151H81V150H84L83 148L81 149V147L79 148V146H81L82 144L84 143H88L85 141H81V137H80V133ZM201 131V130H200ZM242 131V130H241ZM242 131V132H243ZM196 132V133H195ZM214 133V132H212ZM34 134L33 131L31 132V135ZM214 135V134H213ZM216 135V134H215ZM214 135V136H215ZM23 136V137H24ZM34 135H32L33 137ZM218 135H216L215 137H217ZM30 137V136H29ZM34 137V138H35ZM31 138V137H30ZM32 139V138H31ZM6 140V139H5ZM25 140V139H24ZM29 140V138H28ZM52 140V139H51ZM3 141V140H2ZM33 141V140H32ZM8 142V141H6ZM91 142V141H90ZM20 143H23V142H20ZM184 143V142H182ZM181 143V145H182ZM1 145H3L2 142H0ZM24 144V143H23ZM33 144V143H32ZM244 144V143H243ZM247 143V148H245V151L243 152V154L241 155H234L233 158L230 160V161H234L235 163L233 165H230V161H225L223 162L222 161H219V162H215L213 165H204V164H198V165H189V166H184L183 169H186L188 172H189V176H197V177H215V176H219V177H226L227 175L225 174L226 171H230V169H235V168H238V167H243L245 168L246 170V174H244L241 170L237 171V175L238 176H241V178H246L248 179V181L250 183H253L252 181H254L253 179L255 178H263L264 179V170H262V174L261 176L258 177V175H260V172L259 170L258 171H255L257 172L258 175H256L255 173L253 174L252 171H254L255 169H260L258 166L259 165H262V163H264V160L261 159V157H264V147H262L261 145L257 144H249ZM21 145V144H20ZM19 145V147H20ZM25 145L26 142H25ZM31 145V144H29ZM186 145V144H184ZM5 146V145H3ZM28 146V145H27ZM78 146V147H77ZM94 146V145H93ZM23 147V146H22ZM31 147V146H30ZM29 147V148H30ZM217 147V146H216ZM3 148V147H2ZM15 148V147H14ZM41 148V147H40ZM196 150H195V149ZM4 149V148H3ZM3 149H0L2 152H3ZM26 149V147H25ZM24 149V150H25ZM42 149V148H41ZM70 149V148H68ZM189 149V148H188ZM28 150V149H27ZM5 151V150H4ZM30 151V150H29ZM28 151V152H29ZM20 152V151H19ZM26 152V151H25ZM62 152V151H61ZM68 152V151H67ZM191 153V156L192 157H195L196 153L200 156H198L197 158L198 159H202L203 156V153H199L197 148L196 147H193V149L191 148L190 150ZM221 152V151H220ZM1 153V152H0ZM4 153V152H3ZM8 153V151H7ZM27 153V152H26ZM218 153V152H216ZM5 154V153H4ZM69 154V153H68ZM188 153H184V155H186V157H182V159H179L180 161H183V162H190V160L188 159ZM208 154V153H206ZM210 154H213V152H211ZM24 155V154H23ZM39 155V154H38ZM71 155V154H70ZM180 155V154H179ZM195 155V156H194ZM221 155V154H220ZM25 156V155H24ZM206 158H208L206 156ZM214 158V157H213ZM212 158V161L214 160ZM166 157L164 156L163 158H157L156 160L154 158H151L150 156H148V158L146 157L145 158V161L146 162H152V161H155L157 163L160 164H164V161H166ZM218 159V158H217ZM261 159V160H260ZM178 160V161H179ZM217 161V160H216ZM1 162V161H0ZM58 163V161H56ZM75 163V162H74ZM153 164V163H152ZM155 166V165H153ZM62 167V166H60ZM65 166L63 165V168ZM158 167V166H157ZM262 167V166H261ZM136 168V167H135ZM137 169V168H136ZM135 169V170H136ZM157 168H155L156 170ZM163 169V168H162ZM40 170H42V174H40ZM62 170V169H61ZM73 170V169H72ZM141 170V169H140ZM237 170V169H236ZM235 170V172H236ZM261 170V169H260ZM64 171V170H63ZM146 171V170H145ZM150 172V171H149ZM153 172V171H152ZM151 172V173H152ZM58 173V172H57ZM61 173V172H60ZM80 173V172H79ZM137 173V172H136ZM150 173V174H151ZM165 173V172H164ZM167 173V172H166ZM59 174V173H58ZM78 174V173H77ZM76 174V175H77ZM144 174V173H143ZM168 174V173H167ZM63 175V174H62ZM148 175V174H146ZM16 176V175H15ZM60 176V174H59ZM158 176V175H157ZM160 176V175H159ZM158 176V177H159ZM13 177V176H12ZM80 178H83L84 176H79ZM153 177V176H152ZM172 177V176H171ZM178 177V176H177ZM196 177V178H197ZM218 177V178H219ZM16 178V177H15ZM19 178V177H18ZM61 178V177H60ZM188 178V177H187ZM194 178V177H193ZM212 178V179H213ZM260 178V180H261ZM21 179V178H20ZM72 179V178H71ZM209 179V178H208ZM217 180V178H214ZM256 179V180H257ZM16 180V179H15ZM86 180V179H85ZM165 180V179H164ZM196 180V179H195ZM199 180V179H198ZM205 180V179H204ZM245 180V179H244ZM243 180V181H244ZM17 181V180H16ZM14 181V182H16ZM21 181V180H20ZM19 181V182H20ZM84 181V179L82 180ZM189 181V180H187ZM202 181V180H201ZM213 181V180H212ZM248 181H244L246 183H249ZM259 181V180H258ZM10 182V181H9ZM8 182V183H9ZM13 182V180H12ZM11 182V185L10 183L6 184V182L3 181L2 185L3 186H6V185H9L11 187H13L15 185V183ZM22 182V181H21ZM107 182V181H106ZM198 182V181H197ZM235 182V181H234ZM242 182V183H244ZM82 183V182H81ZM92 183V182H90ZM148 183V182H147ZM151 183V182H149ZM220 183V182H219ZM225 183V181H224ZM230 183V182H229ZM239 182H235L234 184H236ZM241 183V182H240ZM249 183V185H251ZM154 184V182H153ZM191 184V183H190ZM226 184V183H225ZM245 184V183H244ZM257 184V182H256ZM23 185V184H22ZM96 185V184H95ZM132 185V184H131ZM140 185V184H138ZM149 185V184H147ZM163 185V184H162ZM228 185V183H227ZM231 185V184H230ZM228 185V186H230ZM243 185V184H242ZM241 185V186H242ZM259 185V184H258ZM19 186V185H18ZM106 186V184H105ZM107 186H114V187H117L121 190H123V193L124 192H129L128 191V187L129 185L128 184H123V183H107ZM152 186V185H151ZM160 186V185H159ZM235 186V185H234ZM248 187V185H246ZM264 186V185H263ZM75 187H77L75 185ZM87 187V186H86ZM243 187V186H242ZM261 187V185H260ZM7 188V186H6ZM131 188V187H130ZM141 188V187H140ZM250 188V187H248ZM238 189V188H237ZM251 189V188H250ZM263 189V188H262ZM34 190L36 191L37 195L35 194ZM89 190V189H88ZM94 190V189H93ZM103 190V189H102ZM114 190V189H113ZM137 190V189H136ZM139 190V189H138ZM142 190V189H141ZM242 190V188H241ZM24 191V190H23ZM77 191V189H76ZM135 192V190H133ZM175 191V190H174ZM250 191V190H249ZM248 191V192H249ZM105 192V191H104ZM141 192V191H140ZM244 192V191H243ZM252 192V191H251ZM259 192V190H258ZM82 193V192H81ZM106 193V192H105ZM137 193V192H136ZM135 193V194H136ZM170 193V192H169ZM106 194H109V193H106ZM245 194V193H244ZM257 194V193H256ZM254 194V198L252 196H250L251 198H249L247 200L248 202V208H250L249 210H254L253 212H255V210L257 211V213H259L258 215L254 213H252L251 211L246 214V216L248 217L249 221L252 222L253 220L256 222H261V218H264L262 216H264V197H256L255 198V195ZM262 196L264 193H261ZM44 195V196H43ZM79 195V194H78ZM117 194H115L116 196ZM239 195V194H238ZM247 195V194H246ZM249 195H252V194H249ZM260 195V194H259ZM1 196V195H0ZM25 196V195H24ZM84 196V195H83ZM92 196V194H91ZM120 197L122 195H119ZM124 196V195H123ZM138 196V195H137ZM136 196V197H137ZM245 196V195H244ZM261 196V195H260ZM27 197V196H26ZM37 197L38 198V204H34V198ZM117 197V196H116ZM133 197V196H132ZM242 197V196H241ZM9 198V197H8ZM24 198V197H23ZM112 198V197H111ZM127 198V197H126ZM135 198V197H134ZM142 198V197H141ZM230 198V197H229ZM246 198V196H245ZM248 198V197H247ZM71 199V198H70ZM78 199V198H77ZM115 199V197L113 198ZM121 199V198H120ZM118 199V200H120ZM145 199V198H144ZM148 199V197L146 198ZM161 199V198H160ZM238 199V198H236ZM22 200V199H20ZM19 200V201H20ZM25 200V199H24ZM84 200V199H83ZM125 200V199H124ZM142 200V199H140ZM235 200V199H234ZM239 200H240V196H239ZM238 200V201H239ZM241 200L243 201V198H241ZM93 201V200H92ZM240 201V202H242ZM88 202V201H87ZM156 202V201H155ZM68 203H69V199H68ZM72 203V202H71ZM108 203V202H107ZM121 203V202H120ZM158 203V202H157ZM236 203V202H235ZM245 203V202H243ZM4 204V203H3ZM27 204V203H26ZM123 204V203H122ZM130 204V203H129ZM165 204V203H164ZM242 204V203H241ZM25 204L22 205V207H24ZM119 205V203H118ZM124 205V204H123ZM156 205V206H155ZM188 205V204H187ZM231 207H232V204H229ZM244 205V204H243ZM131 206V205H130ZM134 206V205H133ZM159 206V205H158ZM234 206V205H233ZM237 206V205H236ZM241 206L242 210L244 209V206L242 205H239ZM26 207V205H25ZM37 207V208H36ZM125 207V206H124ZM138 207V206H137ZM141 208L142 205H140ZM140 207H139V210H140ZM184 206H182L183 208ZM216 207V206H215ZM235 207V206H234ZM246 207V206H245ZM246 207V208H247ZM15 208V207H14ZM33 208H34V211L38 210V213L39 214H36L34 213L33 211ZM62 208V207H60ZM73 208V207H72ZM106 208V207H105ZM104 208V209H105ZM121 209L119 210H122L124 208L120 207ZM176 208V207H175ZM187 208V207H186ZM3 209V208H2ZM18 209V208H17ZM63 209V208H62ZM166 209V208H165ZM195 209V207H194ZM201 209V208H200ZM206 209V208H205ZM232 209V208H231ZM238 209V208H237ZM19 210V209H18ZM21 210V209H20ZM56 210H58V207L56 208ZM84 210V209H83ZM118 210V211H119ZM150 210V211H149ZM190 210V209H189ZM220 210V209H218ZM222 210V209H221ZM248 210V209H247ZM248 210V211H249ZM23 211V210H22ZM53 211V210H51ZM59 211V210H58ZM124 211H127L124 209ZM132 211V210H131ZM165 211V210H164ZM164 211L160 212L159 214L161 215V213H163ZM169 211V210H168ZM168 211H167V215H168ZM192 211V210H190ZM202 211V210H201ZM259 211V212H258ZM34 213V219L35 221L36 220H40V222H42V225L40 226V228H35V226H32V224L30 225V221L32 220L30 218L31 216V213ZM176 213L178 211H175ZM187 213L189 212L188 210L186 211ZM194 212V211H193ZM207 212V211H206ZM240 212V211H239ZM238 212V214H239ZM21 213V212H19ZM73 213V212H72ZM71 213V214H72ZM120 213V212H119ZM119 213H116V214H119ZM125 213V212H124ZM154 213H157V214H154ZM166 213V212H165ZM164 213V214H165ZM186 213V214H187ZM243 213V212H242ZM22 214V213H21ZM56 214V213H55ZM76 214V213H75ZM123 214V213H122ZM121 214V215H122ZM127 213H125L126 215ZM138 214V215H137ZM158 214V215H159ZM172 214V213H171ZM174 214V213H173ZM180 214V213H179ZM185 214V212H184ZM185 214V215H186ZM197 214V213H196ZM221 214V213H219ZM74 215V213H73ZM108 215V214H107ZM113 217H114V213L112 214ZM111 215V216H112ZM147 215H151L150 217L152 218V216H155L154 218H149V216L147 217ZM183 215V214H182ZM199 215V214H198ZM19 216V215H18ZM71 216V215H70ZM93 216V215H92ZM124 216V214H123ZM181 216V214H180ZM187 216V215H186ZM189 216V215H188ZM196 216V215H195ZM194 216V217H195ZM203 216V215H202ZM206 216V215H205ZM204 216V217H205ZM213 216V219H214V215H211ZM210 216V217H211ZM243 216V215H242ZM245 216V215H244ZM243 216V218H244ZM14 217V216H13ZM16 217V216H15ZM80 217V216H79ZM84 217V216H83ZM117 217V216H116ZM126 217V216H125ZM161 217V216H160ZM168 217V216H167ZM173 217H176V214H174ZM197 217V216H196ZM199 217V216H198ZM197 217V218H198ZM220 217V215H219ZM218 216H216L215 218H217V220L219 221H216L218 223H222L224 221L221 220V218L219 219ZM12 218V217H10ZM22 218V217H21ZM22 218V219H23ZM147 218H149L147 220ZM201 218V216H200ZM246 218V217H245ZM15 219V218H13ZM19 219V218H17ZM73 219V220H72ZM96 219V218H95ZM117 219V218H116ZM115 219V220H116ZM127 218H125L126 220ZM174 219V218H173ZM182 219V218H181ZM180 219V220H181ZM194 219V218H192ZM247 219V218H246ZM86 220V219H85ZM94 220V219H93ZM113 220V219H112ZM122 220V219H121ZM176 220V218H175ZM173 220V221H175ZM180 220L176 221L177 224L180 223ZM184 220V219H182ZM181 220V223H183ZM198 220V219H197ZM203 220H206V217L203 218ZM202 220V221H203ZM208 220V219H207ZM222 222H221V221ZM243 220V219H242ZM10 221V220H9ZM12 221V220H11ZM87 221V220H86ZM99 221V220H98ZM97 221V222H98ZM116 221V222H117ZM129 221V220H128ZM125 224H127V222ZM188 221V220H186ZM193 221V220H192ZM200 221V220H199ZM201 221V222H202ZM214 221V220H213ZM212 221V222H213ZM245 221V220H244ZM243 222L241 223L242 221H238L237 224L235 226H237L238 224H242L241 226H247V224H249L250 222ZM90 222H92L90 220ZM96 222V221H95ZM93 222V223H95ZM190 222V221H189ZM198 222V221H197ZM204 222V221H203ZM202 222V224H203ZM209 222V225H210V222L211 221H207ZM216 222H213L211 224H216ZM112 223V222H111ZM124 223V222H123ZM217 223V224H218ZM19 224V223H18ZM37 224V223H36ZM172 224V225H170ZM175 224V223H174ZM184 224V223H183ZM182 224V225H183ZM186 224V223H185ZM191 224V222L189 223ZM194 224V223H193ZM223 224V223H222ZM222 224H219L222 226ZM246 224V225H245ZM252 224V223H251ZM261 224V223H259ZM10 225H12L10 223ZM14 225V224H13ZM17 225V223H16ZM39 225V224H38ZM188 225V224H187ZM238 225L237 226V230H238V227L240 226ZM102 226V225H101ZM114 226V225H113ZM112 226V228H113ZM167 226V225H166ZM168 226V227H169ZM178 226V225H177ZM194 226V225H193ZM192 226V227H193ZM196 226H201L199 224H197ZM203 226V225H202ZM212 226V225H210ZM215 226V225H214ZM213 226V227H214ZM240 226V227H241ZM243 226V227H244ZM118 227V229H117ZM174 227V226H172ZM176 227V225H175ZM174 227V228H175ZM180 226H178L179 228ZM209 226H207L208 228ZM252 227V226H251ZM9 228V227H8ZM196 228V227H195ZM204 229V227H202ZM236 228V227H235ZM235 228H234V232H235ZM248 230H249V225H248ZM246 228V229H247ZM202 229V231H203ZM206 229V228H205ZM212 229V228H211ZM240 230H244V228H239ZM112 230V231H111ZM171 230V229H170ZM169 230V231H170ZM177 230V228H176ZM201 230V228L199 229V231ZM210 230V228H209ZM167 231V230H166ZM165 231V234L167 233ZM175 231V229H174ZM174 231H171V232H174ZM181 231V230H180ZM208 231V230H207ZM206 231V232H207ZM176 232V231H175ZM178 232V231H177ZM201 232V231H200ZM250 232V231H249ZM253 232V231H251ZM8 233V232H7ZM162 234V237H164L163 239H166V241L163 239H161L162 237L160 236V234ZM208 233V232H207ZM9 234V233H8ZM204 234V232H203ZM251 234V233H250ZM2 235V234H1ZM10 235V236H11ZM170 235V233L168 234ZM176 235V234H175ZM211 235V234H210ZM252 235V234H251ZM205 236V235H204ZM78 237V239H76ZM168 237V236H167ZM206 237V236H205ZM211 237V236H210ZM238 237V236H237ZM253 237V236H252ZM170 238V237H169ZM3 241H4V236H3ZM263 240V239H262ZM259 240H257L256 242H258ZM81 242V244H80ZM177 242V243H179ZM250 242V241H248ZM254 242V240H253ZM260 243H264V241H259ZM258 242V245L257 246H254L252 245V242L251 243H247V244H243L242 246L240 245L239 246H235V247H230V246H225L226 248H224L225 250H223L224 253H221L222 250L220 248L219 251L217 252H207L208 248L206 249V253H211V255L214 253L215 256H219L220 257H224L225 260H226V264H264V244H260ZM173 243V244H171ZM175 243V244H174ZM202 244V243H201ZM247 245H251L252 247H248ZM194 246V247H193ZM201 246V245H200ZM202 247V246H201ZM210 248V247H209ZM216 248V247H215ZM222 248V247H221ZM252 249V250H251ZM202 250V251H201ZM214 250V248H213ZM245 250H248V251H251V253L256 254V259H251V257L253 255L249 254L250 252L248 251H245ZM196 252V255L195 253L193 252ZM201 253H200V252ZM209 251V250H208ZM210 251H211V248H210ZM221 251V252H220ZM183 252V253H182ZM238 252H241L240 254ZM244 252H248L246 253L247 255H251L250 258H245L243 256V253ZM236 255V257H238L239 260H236V257L234 258L232 256L233 259L235 260H232V258L230 257V255ZM193 254L195 255V257L193 256ZM198 255V256H197ZM207 255H210V254H207ZM206 255V257H208ZM214 255H213V259L214 258ZM222 255V256H221ZM224 255V256H223ZM190 256L193 257V261H191V259H188L190 258ZM204 256V255H203ZM200 257V258H199ZM205 257V258H206ZM230 257V258H229ZM220 259V258H219ZM190 260V261H189ZM200 260V261H198ZM204 260V258H203ZM211 260V259H209ZM216 261H219L218 263H220V260H216ZM189 262V263H188ZM211 262V261H210ZM208 263V262H206ZM215 263V261H214ZM203 264V263H202ZM205 264V263H204ZM209 264V263H208Z\"/></svg>","mask_w":264,"mask_h":264},{"label":"crops","instance_id":"obj_4","mask_svg":"<svg viewBox=\"0 0 264 264\" xmlns=\"http://www.w3.org/2000/svg\"><path fill=\"white\" fill-rule=\"evenodd\" d=\"M187 177L180 178V179L179 178L171 179L169 177H160L159 179H157L154 182V184L152 186L150 185V188L155 189V192L157 193V197H159V199L161 198L160 199V201L162 202L161 206L167 205V204H173V205L177 204V206H178V205L183 204L187 208H192V207L194 208L195 207V209L193 210L194 216L195 215L197 217L199 216L198 218L195 216L196 217L195 221L196 222L198 221L197 223L199 225H201L199 227L197 226L196 228H194V231H193L192 236H193L195 244H198V245L208 244L209 245L208 247H212V248L223 247V246L224 247L225 246L235 247V246L242 245V243L240 242V239H239L241 234L237 231L234 232L232 230L231 231L227 230L224 227V224H222V226L219 225L221 223L216 222L219 220H217V218H215V217L216 216L219 217V215L222 216V210H221L223 208L222 207V200L229 198V197L233 198L236 194L237 188L238 189L241 188L242 187L241 185L243 184L242 182H244V181L243 180L225 181V180H219V179H217V180L212 179L211 177L206 178V177H197V176H196L197 178L195 176H187ZM187 180H189V181H187ZM224 181L226 184L224 183ZM234 181L235 182L238 181L239 184L238 183L234 184L235 183ZM227 183H228V185H230V184L231 185L228 186ZM244 183H246V182H244ZM104 188L109 189V186L106 185V186H104ZM111 188L115 189L114 186H112ZM106 193H109V194H106ZM106 193L104 191L99 192L98 197L101 200V208L102 209L106 207L109 210L112 209V212H114L115 210L121 209L120 207L123 208L124 206H128V205L133 206L134 205L133 208H137V206L140 207V205H142V203H141L142 200H140L138 196L136 197V195H133L131 193H128V192L123 193L121 191L116 192L113 190H112V192H106ZM115 194H117L116 195L117 197L115 196ZM119 195H122V196L120 197ZM114 197H115V199H113ZM180 197L186 198V200L181 201ZM118 199H120V200H118ZM118 203H119V205H118ZM218 209H220V210H218ZM219 213H221V214H219ZM211 215H214V219H213V216H211ZM200 216H201V218H200ZM204 216L206 217V220L208 219L207 221H211L210 225H212V226H210L209 223L203 222V221H205V220H203V218H205ZM219 219H220V217H219ZM201 221L203 222V224ZM212 221L216 222V224H214L215 226L213 224H211V223H213ZM170 225H172V224H170ZM164 226H165L164 228L167 231L164 229L161 230L164 234L161 233L160 236L162 237V234H163L164 237H166L167 239H170V240L166 241V239H163L164 237H162L161 239H163V241L164 240L166 241L165 244L166 243L168 244L170 241L174 242L172 240L171 236H174L173 237L174 240L176 238V241H175L176 244H181L179 242L180 240H181V242H183L182 244H185V242H188V243L191 242L190 240H186V239L181 238L180 231L176 230V228L172 227V226H174V224L172 226H169V223L167 222ZM207 226H209V227L207 228ZM202 227H204V229ZM200 228H201V230H200L201 232L199 231ZM209 228H210V230H209ZM174 229L176 232L174 231ZM202 229H203V231H202ZM165 231L167 232L166 234H165ZM171 231H174V232H171ZM203 232H204V234H203ZM169 233H170V235H168ZM256 241L257 240L254 241L255 243L252 242V245H257L259 241L258 242H256ZM177 242H179V243H177ZM171 244H173V243H171Z\"/></svg>","mask_w":264,"mask_h":264}]
</instances>
